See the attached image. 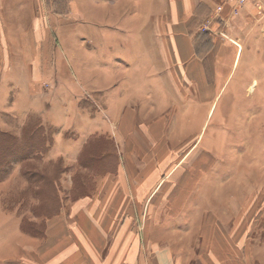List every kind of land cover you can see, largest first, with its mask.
<instances>
[{"label":"rangeland","instance_id":"obj_1","mask_svg":"<svg viewBox=\"0 0 264 264\" xmlns=\"http://www.w3.org/2000/svg\"><path fill=\"white\" fill-rule=\"evenodd\" d=\"M222 4L218 0L213 8ZM163 6V0H0V264H264V106L257 107L264 85L246 89L252 77L243 60L202 130L198 121L197 146L179 134L192 126L191 118H169L173 139L163 137V149L166 157L173 151L182 157H174L165 173L157 171V146L139 132L148 124L137 122L135 113L134 139L122 140L133 168L122 172L131 180L127 193L117 182L119 149L109 137L89 139L69 161L49 153L57 134H75L61 131L64 123L74 130L86 121L77 103L82 94L94 93H81V62L69 52L80 53L81 42L92 45L88 23H107L106 32L113 30L109 23H155ZM210 20L199 32L222 38L228 51L233 43L225 40L221 23ZM231 62L228 55L221 78ZM253 102L257 109H247ZM242 107L247 122L226 143L224 128L216 124L229 111L238 109L240 117ZM88 109L101 112L100 123L110 125L103 109ZM260 111L254 121L251 112ZM5 143L15 147L6 153ZM206 145L213 155L205 154ZM67 146L54 154L75 151ZM190 148L198 153L192 166L185 158ZM176 173V184L165 188L169 194L147 184L159 174V181H172Z\"/></svg>","mask_w":264,"mask_h":264},{"label":"crops","instance_id":"obj_2","mask_svg":"<svg viewBox=\"0 0 264 264\" xmlns=\"http://www.w3.org/2000/svg\"><path fill=\"white\" fill-rule=\"evenodd\" d=\"M166 1L163 0L165 6L162 7L155 23H109L113 29L110 32L105 31L107 23H88V28L94 29V37H91L92 45L85 41V46L81 42L80 53L69 52L71 60H77L79 65L81 62V69L78 67L81 81L76 78L81 93L94 94L87 97L86 94H82L81 105L77 103L78 107L81 106V116L86 118L85 122H81V126L78 124L74 130L71 129L73 125H67V123L61 126V131L66 127L69 128L66 130L74 131L76 136L65 139L60 136L61 134H57L55 144L49 153L52 156L59 154L69 161V155L71 153L78 155L89 139L101 134L109 137L118 145L119 162L116 166L118 170L116 178L119 187L125 189L126 193L127 185L131 182L127 174L133 168L128 163L122 140L125 136L128 141L134 139L129 137L131 128L135 124V113L139 117L137 122L148 124V128L140 127L139 132L143 138L148 139V144L155 143L157 146L158 154L162 159L157 171L165 173L171 169L169 162H173L174 157L179 156L173 151L166 157L167 152L163 149L166 146L163 137L168 136L169 139H173L171 131L168 133L166 129V123L172 122L169 118L177 114H184L185 117L191 118L189 121L190 124L193 122L192 126L179 132L181 135L179 137L196 141L197 146L199 143L197 142L198 121L203 123L202 130L204 122L208 120L212 111L215 98L224 89L229 78L234 76L233 69L235 68V72L241 60L246 63L252 77L246 89L257 87L260 83L264 85L263 12L248 6L238 15L230 16L228 8H225L223 12L225 21L212 22L221 23L220 30L225 40L233 43L232 47L225 51L221 48L222 38L218 40L210 37L209 34L203 35L199 32L200 25L210 15L213 16V7L218 0H168L167 4ZM207 40L213 44L207 46ZM151 41L155 44L153 48ZM215 43L218 45L214 46ZM228 55L232 56L231 68L221 78L220 70L224 68L223 62ZM62 85L66 86V82ZM218 85L220 88L217 90ZM93 105L99 112L103 109L106 121L110 125H104L102 121L100 123L98 114L101 112L97 113L88 109ZM262 106H264V100L257 107ZM182 108L185 109L183 113ZM249 108L257 109L255 102L250 103L247 109ZM247 109L241 108L240 117L237 109V114L229 111V115H221V119L219 118L216 125L224 128L222 133L226 134V137L224 136L226 143L234 138L235 130L239 134L241 125L247 122ZM251 113H255L252 114L255 121V116H261L262 111ZM198 114L199 117L202 115V118L197 119ZM149 124L153 126L150 127ZM231 124L238 126L232 129L229 127ZM200 144L202 145V141ZM66 145L74 147L75 151L70 152L67 146L66 151H56L54 154L55 149ZM136 147L138 148L137 145ZM229 148L223 147L224 150ZM190 149L185 152V158L189 157V166H192L197 161L198 153L194 152L193 148ZM204 152L207 155L214 154L212 147L208 145L204 146ZM217 154L223 156L229 155V152L220 151ZM181 157L182 155L179 156L180 159ZM177 167L180 165L175 169ZM122 172L127 174L124 176ZM159 175L147 183L148 186L154 182V188H162L160 194L162 192L164 195L169 194L170 186H172L170 184H176L177 173L171 179L172 181H168V177L159 181ZM168 187H170L168 191H165ZM87 200L90 203L92 199Z\"/></svg>","mask_w":264,"mask_h":264},{"label":"built area","instance_id":"obj_3","mask_svg":"<svg viewBox=\"0 0 264 264\" xmlns=\"http://www.w3.org/2000/svg\"><path fill=\"white\" fill-rule=\"evenodd\" d=\"M248 6L264 13V0H224V4L214 8L213 16L207 23H212L215 20L224 22L225 18L223 17V12L226 7L228 8V15L236 16ZM206 27H208V24H206L204 28Z\"/></svg>","mask_w":264,"mask_h":264},{"label":"trees","instance_id":"obj_4","mask_svg":"<svg viewBox=\"0 0 264 264\" xmlns=\"http://www.w3.org/2000/svg\"><path fill=\"white\" fill-rule=\"evenodd\" d=\"M1 138V137H0ZM0 140H2V139H0ZM2 141H4V140H2ZM2 141H0V142H2ZM5 141H7V140H5ZM6 145L4 146V147H1L2 149H4V152H10V148L11 147H13L14 146V143L11 145V146H9L7 143H5ZM15 147V146H14ZM3 159L5 158V155L4 156H1ZM13 157V156H12Z\"/></svg>","mask_w":264,"mask_h":264}]
</instances>
